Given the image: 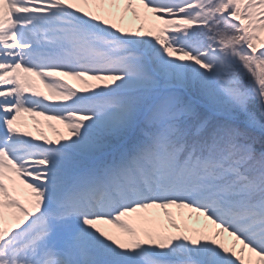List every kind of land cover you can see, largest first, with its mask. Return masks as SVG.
Segmentation results:
<instances>
[{
    "label": "snow or ice",
    "instance_id": "snow-or-ice-1",
    "mask_svg": "<svg viewBox=\"0 0 264 264\" xmlns=\"http://www.w3.org/2000/svg\"><path fill=\"white\" fill-rule=\"evenodd\" d=\"M0 264H264V0H0Z\"/></svg>",
    "mask_w": 264,
    "mask_h": 264
},
{
    "label": "rangeland",
    "instance_id": "rangeland-1",
    "mask_svg": "<svg viewBox=\"0 0 264 264\" xmlns=\"http://www.w3.org/2000/svg\"><path fill=\"white\" fill-rule=\"evenodd\" d=\"M41 88H42V86H41ZM46 131H48L47 129H46ZM49 135H51V133L49 132Z\"/></svg>",
    "mask_w": 264,
    "mask_h": 264
}]
</instances>
